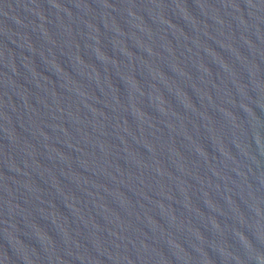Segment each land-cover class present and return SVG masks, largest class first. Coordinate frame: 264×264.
Listing matches in <instances>:
<instances>
[{
	"label": "water",
	"instance_id": "95a60500",
	"mask_svg": "<svg viewBox=\"0 0 264 264\" xmlns=\"http://www.w3.org/2000/svg\"><path fill=\"white\" fill-rule=\"evenodd\" d=\"M0 264H264V0H0Z\"/></svg>",
	"mask_w": 264,
	"mask_h": 264
}]
</instances>
